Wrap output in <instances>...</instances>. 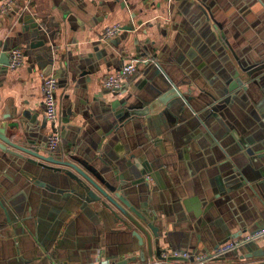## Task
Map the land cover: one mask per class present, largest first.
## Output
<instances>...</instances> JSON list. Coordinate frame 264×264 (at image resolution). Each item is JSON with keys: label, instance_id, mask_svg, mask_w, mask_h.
<instances>
[{"label": "crops", "instance_id": "obj_1", "mask_svg": "<svg viewBox=\"0 0 264 264\" xmlns=\"http://www.w3.org/2000/svg\"><path fill=\"white\" fill-rule=\"evenodd\" d=\"M2 6L0 142L10 143L0 148V264H98L117 252L137 254L130 230L63 173L76 160L102 158L118 174L145 160L149 174L134 186L143 190L134 200L138 211L152 207L162 235L191 255L264 226V0H0ZM115 23L127 27L119 39H102ZM32 41L39 44L20 67L2 62V46ZM130 60L137 71L110 93L102 78ZM49 75L58 85L54 153L46 147L41 90ZM159 86L173 90L166 103L153 102ZM120 99L126 106L116 105ZM116 114L122 122L114 127ZM177 199L186 202L179 210ZM249 243L264 246V236ZM242 247L211 264L259 261L243 257ZM153 262L158 258L145 260Z\"/></svg>", "mask_w": 264, "mask_h": 264}, {"label": "water", "instance_id": "obj_2", "mask_svg": "<svg viewBox=\"0 0 264 264\" xmlns=\"http://www.w3.org/2000/svg\"><path fill=\"white\" fill-rule=\"evenodd\" d=\"M126 28L127 27H122V29ZM34 31L36 33L41 31L40 23H36ZM113 38L115 40L119 39V35ZM110 39L111 38H109V40ZM40 43H42V41H40ZM37 44H39V41H32L26 47H21L23 54L25 55L26 50L28 52L29 48H33ZM14 47L16 46H13L12 48ZM7 51H9V48L7 46H2V62L8 67ZM232 85L233 83L229 85V88H231ZM159 91L162 95L153 96L154 100L157 98V100L153 101L156 104H159L158 102L166 103L167 99L171 97V94L173 93L172 89L167 87L164 88L163 86H159V89L156 90V92ZM126 104V99H120L116 102L117 106H126ZM128 105L133 108L132 105ZM115 117L116 121L113 123V126L117 127V124L122 122L121 115L116 114ZM1 141L4 143H10L2 138ZM3 142H0V148L5 150L6 146ZM11 152L13 154H19L14 151ZM90 159H87L86 162L76 160L74 163H65V166L68 168L62 169V171L67 177H69V179H71L73 184L87 194L89 202L94 206H98V208L107 210L115 219L124 224L130 230L132 236L137 240L138 246L136 249L137 254L133 253V249L128 246L126 247H130L128 252H132L133 255L128 257H118L119 252H117L116 256L113 255V260L108 257L107 262L98 264H135L138 261H141V264H147L145 263V260L148 256H155L159 260V262L148 264H170L166 263L167 260L184 261L185 258L179 255V253L186 251H180L176 247H173L168 233L164 232L163 236V233L158 230L159 227L153 223L154 220H157L158 216L155 212L151 211L152 207L147 208V210L141 209L142 212H140L138 211L140 209H138L136 206L137 204L134 202V200L139 199L143 193L141 188L137 187V189H134V186H138V184L145 182V175L149 174L150 171V166L147 165V162L145 160L141 163L136 161V166L133 167L129 164L123 174H118L119 168L115 167L113 164L111 168L106 160L101 158V160L99 159L100 162H98L94 158ZM44 166L54 171L61 170L59 167L50 165ZM185 203V201H178L177 199V204L173 205V208L179 210L181 204L185 205ZM140 205H142V203H140ZM178 210L175 211L177 212ZM176 216L178 217V215ZM222 242H224V240L220 241L218 244ZM164 243H167L168 248L161 247ZM242 248H245L248 251L243 257H255L259 260L258 262L249 264H264V246H257L255 243H246ZM176 253L177 255H174ZM227 256H229L228 253L216 259L222 260Z\"/></svg>", "mask_w": 264, "mask_h": 264}, {"label": "built area", "instance_id": "obj_3", "mask_svg": "<svg viewBox=\"0 0 264 264\" xmlns=\"http://www.w3.org/2000/svg\"><path fill=\"white\" fill-rule=\"evenodd\" d=\"M24 3H30L31 0H22ZM8 3L7 5H9ZM7 7L0 8V13L5 12ZM122 31V25L115 23L107 26L102 32V39H109L118 36ZM8 68L15 70L23 63V50L19 47L11 48L8 51ZM137 71V62L130 60L122 64L117 70H114L102 78V85L112 94L119 93L123 84L128 77ZM58 85L55 77L45 76L42 81V103L44 106V116L48 123L49 130L46 137V147L48 151L54 153L57 151L61 136L58 124V108L56 91ZM264 236V226L259 227L244 236L232 240H226L217 245L215 251L210 254L191 255L188 252H181L179 255L185 258L181 264H211L216 258L225 255L231 251H235L252 240L259 239ZM177 255V253H176ZM166 263L174 264L172 261Z\"/></svg>", "mask_w": 264, "mask_h": 264}]
</instances>
